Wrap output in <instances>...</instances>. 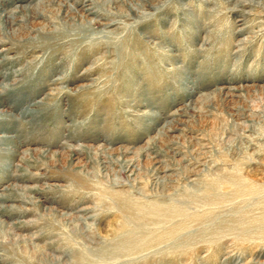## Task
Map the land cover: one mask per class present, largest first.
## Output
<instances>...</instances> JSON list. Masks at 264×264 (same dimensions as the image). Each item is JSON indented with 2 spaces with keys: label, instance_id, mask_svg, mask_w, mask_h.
Here are the masks:
<instances>
[{
  "label": "rangeland",
  "instance_id": "rangeland-1",
  "mask_svg": "<svg viewBox=\"0 0 264 264\" xmlns=\"http://www.w3.org/2000/svg\"><path fill=\"white\" fill-rule=\"evenodd\" d=\"M243 1L0 0V264H264Z\"/></svg>",
  "mask_w": 264,
  "mask_h": 264
},
{
  "label": "bare ground",
  "instance_id": "bare-ground-1",
  "mask_svg": "<svg viewBox=\"0 0 264 264\" xmlns=\"http://www.w3.org/2000/svg\"><path fill=\"white\" fill-rule=\"evenodd\" d=\"M261 4L260 3H257V1L255 0H246V1H243V2H238V4L235 6V9H238L240 7H244V6H252V7H259ZM264 9V7H263Z\"/></svg>",
  "mask_w": 264,
  "mask_h": 264
}]
</instances>
